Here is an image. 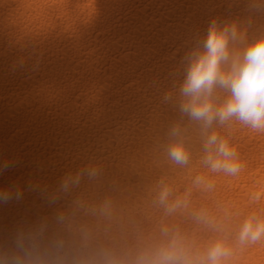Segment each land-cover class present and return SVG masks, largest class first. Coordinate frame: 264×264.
I'll use <instances>...</instances> for the list:
<instances>
[{"label":"bare ground","instance_id":"obj_1","mask_svg":"<svg viewBox=\"0 0 264 264\" xmlns=\"http://www.w3.org/2000/svg\"><path fill=\"white\" fill-rule=\"evenodd\" d=\"M240 2L0 0V163L18 161L0 175V187L25 189L23 201L0 205V229L26 213L47 211L26 190L30 182L54 183L95 158L118 183L121 204L142 221L145 235H158L162 212L150 207V190L163 177L178 194L191 189L189 209L164 223L179 227L201 250L227 238L228 264H264V241L239 246L235 239L248 216L264 219V133L238 123L219 129L243 168L234 177L207 175L212 191L191 183L205 173L195 126L189 127V167L170 165L157 149L178 119L160 97L182 79L181 58L192 37ZM201 209L219 232L192 219Z\"/></svg>","mask_w":264,"mask_h":264},{"label":"clouds","instance_id":"obj_2","mask_svg":"<svg viewBox=\"0 0 264 264\" xmlns=\"http://www.w3.org/2000/svg\"><path fill=\"white\" fill-rule=\"evenodd\" d=\"M181 65L182 79L160 97V104L178 113V119L157 149L170 165L189 167V127L195 126L205 173L196 174L191 183L212 191L215 185L207 175L234 177L243 168L236 147L219 129L238 123L264 133V0H241L230 4L225 16H213L206 30L192 37ZM17 163H0V175ZM26 190L35 195L38 209L47 211L26 213L10 229H0V264H228L233 255L227 238L201 250L179 227L164 223L189 209L191 189L178 194L163 177L150 190V207L162 212L158 235H145L142 221L121 204L118 183L95 158L65 171L54 183L30 182ZM24 191L19 184L0 187V205L23 201ZM191 217L220 231L206 209ZM235 239L239 246L264 241V219L248 216Z\"/></svg>","mask_w":264,"mask_h":264}]
</instances>
